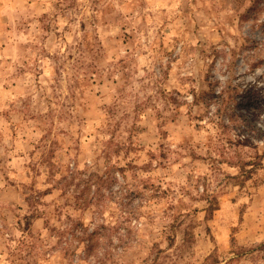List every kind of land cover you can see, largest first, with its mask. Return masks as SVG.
<instances>
[{
    "label": "rangeland",
    "instance_id": "1",
    "mask_svg": "<svg viewBox=\"0 0 264 264\" xmlns=\"http://www.w3.org/2000/svg\"><path fill=\"white\" fill-rule=\"evenodd\" d=\"M0 264H264V0H0Z\"/></svg>",
    "mask_w": 264,
    "mask_h": 264
},
{
    "label": "trees",
    "instance_id": "2",
    "mask_svg": "<svg viewBox=\"0 0 264 264\" xmlns=\"http://www.w3.org/2000/svg\"><path fill=\"white\" fill-rule=\"evenodd\" d=\"M92 245H90V247H91ZM90 249V248H89Z\"/></svg>",
    "mask_w": 264,
    "mask_h": 264
}]
</instances>
